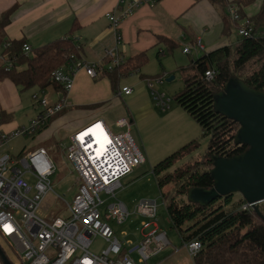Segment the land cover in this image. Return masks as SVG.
I'll list each match as a JSON object with an SVG mask.
<instances>
[{"label": "built area", "instance_id": "2783aa9c", "mask_svg": "<svg viewBox=\"0 0 264 264\" xmlns=\"http://www.w3.org/2000/svg\"><path fill=\"white\" fill-rule=\"evenodd\" d=\"M159 1H119L115 11L106 14L115 44L119 45L122 39V20L130 17L140 6L148 4L152 7ZM226 16L231 22L238 23L235 32L239 38L252 37L253 28L247 21L241 20L237 5L230 4ZM242 21L243 24H240ZM195 45L202 49L200 41ZM23 52L28 54L30 47L24 45ZM182 53L190 54V48H183ZM104 61L108 63L103 66ZM124 61L117 47L106 50L101 63L70 55L66 65L53 71L50 76V82L61 89L58 100L51 102L45 89H37L31 95V100L39 108L36 118L30 119L27 126L15 128L10 133L0 130V151L14 137L33 136L52 117L70 107L67 96L77 73L83 72L95 80L103 70L112 71ZM211 76V72L205 73L207 79ZM162 78L165 75L154 81L146 80V84L155 106L161 112H166L170 108L169 99L153 90V85H161ZM131 93V88L123 87L117 91V96H129ZM133 126L130 120L120 119L114 123V127L123 131L113 133L104 121L94 120L71 132L63 151L77 174L76 193L67 205V217H56L50 222L36 216L44 197L51 190L49 178L55 172L46 150L40 147L14 157L0 152V236L22 256L20 264H142L168 244L166 234L156 226V201L142 200L133 207V214L142 220L140 242L119 241L109 225L110 222L121 225L129 218L128 210L116 199V193L123 189L121 180L144 163L131 137ZM101 196H106V199L101 200ZM241 209L250 207L244 203ZM6 228L9 230L6 231ZM95 238L106 243L99 255L89 250ZM184 247L190 257L201 249L197 241L186 243ZM133 255L137 256L136 262L132 260Z\"/></svg>", "mask_w": 264, "mask_h": 264}, {"label": "trees", "instance_id": "16d2710c", "mask_svg": "<svg viewBox=\"0 0 264 264\" xmlns=\"http://www.w3.org/2000/svg\"><path fill=\"white\" fill-rule=\"evenodd\" d=\"M191 1L197 3L201 0ZM207 1L220 12L222 37L228 38L238 27V23L231 22L226 16L230 4L237 5L241 20L253 28L252 37L238 38L234 44L204 53L191 60L188 66L177 68L183 87L173 95V100L198 125L202 138L208 140L207 146L200 159L175 168L179 161L199 147L197 139L191 140L153 165L150 171L156 179L171 228L183 245L191 241L200 243L201 249L192 256L194 264H264V202L256 214L251 209L242 210L245 202L243 199L234 201L233 196L220 198L203 208L186 201L189 188H212L208 174L212 168L211 156L230 158L247 148L233 144L239 125L214 113L212 95L222 92L231 77L264 93V0L252 15L246 14V10L254 0ZM8 17L7 13L0 20V80H9L21 91L53 87L56 92H61L58 85L50 82L51 73L64 67L70 55L79 58V46L66 36L25 54L23 40L4 39L3 28L8 24ZM77 28L78 25L73 23L71 31ZM6 44L8 46L4 47ZM157 45H162L168 52L177 46L164 37L157 39ZM146 60V52H140L125 59L112 71L103 70L99 78H106L116 92L119 80L139 72ZM106 63L104 61L101 65ZM206 72L212 73L210 79L205 77ZM64 112L52 117L37 133L47 129ZM10 119V114L0 112V124L8 123Z\"/></svg>", "mask_w": 264, "mask_h": 264}, {"label": "crops", "instance_id": "0c3cea01", "mask_svg": "<svg viewBox=\"0 0 264 264\" xmlns=\"http://www.w3.org/2000/svg\"><path fill=\"white\" fill-rule=\"evenodd\" d=\"M119 1L121 0H0V20L3 15L7 13L9 15L8 24L3 28V36L6 41L23 40L30 50L69 36L79 46L80 59L98 63L102 62L106 50L115 47L123 59L155 49H158L156 52L158 56L161 52L159 48H163L162 45H157L159 37H164L174 43L186 40L194 45L200 41L202 49L197 50L203 51L202 54L234 44L230 43L229 37H222L220 12L209 1L201 0L193 3L191 0H160L152 7L148 4L140 6L130 17L121 21L122 39L119 45H116L106 14L115 11ZM254 3L253 5H257L256 12L261 0H255ZM73 23H76L78 28L71 31ZM181 54H183L182 51ZM158 63L160 64L159 61ZM163 75L166 76V74ZM45 90L51 102L60 97V92H56L53 87ZM67 101L70 107L64 109V115L52 122L47 129L38 133L39 135L46 131H59L61 128H67L71 133L92 120L105 122V120L113 119L116 123L120 119H129L134 122L131 111L134 113L140 105L149 107L150 112L148 113L156 114L157 112L143 86H137L136 92L132 91L129 96H117V91L112 90L106 78L93 80L83 72L75 75ZM25 110L26 106L20 88L7 79H1L0 112L10 114L11 119L8 123L0 124V130L10 133L15 128L27 126L30 118L26 123L17 121ZM157 110L162 114L158 117L164 124L168 123L170 126L160 133L155 130L153 134H149L150 128L142 135L136 131L138 138L140 136V143L134 142L142 154L144 163L146 154L151 149L148 143L152 140L151 137H167V132H169L173 138L168 144L176 149L200 135L198 125L179 106L169 108L171 110L169 114H165L167 111L161 112L158 108ZM72 116L75 118L73 120L70 118L71 121H68V117ZM76 117L79 118L78 121L75 120ZM40 147L37 146L34 149ZM127 177L121 180L122 187V182ZM167 240L168 244L158 254L142 264H194L178 235L176 240L173 238V243L168 238ZM178 243L179 245L176 246ZM168 246L171 249L166 252ZM0 264H2L1 261ZM136 264L139 263L136 262Z\"/></svg>", "mask_w": 264, "mask_h": 264}, {"label": "rangeland", "instance_id": "374dc122", "mask_svg": "<svg viewBox=\"0 0 264 264\" xmlns=\"http://www.w3.org/2000/svg\"><path fill=\"white\" fill-rule=\"evenodd\" d=\"M256 6L257 5H251L246 10V14H254ZM240 24H243V21ZM238 38L239 37L237 36L236 32L232 30L228 39L230 43H235ZM176 45L177 46L172 50V52H168L163 46V48L160 47V56H156V52H158V49L149 51L148 53H146L147 60L139 69V72L122 78L118 82L119 89L123 86H127L134 92H136L137 86H143L148 97L150 98L151 103L153 104L154 109H156L157 111V116H155L156 114H151L152 112L148 113V111L150 112V109L149 107L144 105H140L136 109V111H134V113L133 111H131L134 121V131L131 133V137L135 142L138 141L140 143V136L138 138L136 131L138 132V134L140 133V135H142L145 131L148 130V128H150L149 134H153L155 130L157 133H160L164 128H169L170 126L168 123L164 124V122L158 117V115L162 116V114H160V112H158L157 108L155 107V101L151 96V91L146 84V80L154 81L157 78L162 77L163 74L167 75V77L162 78L161 85H153V90L160 94L163 93L166 99H169L170 109H173V107L177 106L173 100V95L183 87V82L180 74L177 71V68L188 66L191 60H195L203 53V51L197 50L198 48L196 47V45H194V43L190 44L186 40H180L179 42H176ZM184 47L190 48V55L185 56L181 54L182 48ZM158 61L160 62V64L158 63ZM169 77H173V80H171L170 82H166V79ZM36 91V87L21 91L26 110L18 117V122L26 123L29 118H36L39 108L33 103L30 98V96ZM170 111L171 110H167L165 114H169ZM70 118H72L73 120L75 117H68L67 120L71 121ZM75 120L78 121L79 118L76 117ZM105 122L111 128L113 133H121L123 131L122 129L114 127L115 122L113 121V119L105 120ZM87 124H84L82 126H85ZM200 132L199 137L196 138L199 143V147L190 156L179 161L175 165V168L183 165L186 162H195L204 154L208 140L207 138H202ZM70 134L71 133H69L67 128H61L59 131L43 132L42 135L35 133L33 136L14 137L10 141H8V143L0 151L2 154L6 153L11 157H14L21 152L27 153L37 146H41L46 150L50 159L52 160L55 172L49 178L51 190L48 191L47 195L44 197L40 209L36 212V216L41 219H45L48 222L56 217H67V205L71 203L73 196L76 193V184L78 182L77 174L66 160L63 151V147L68 144V136ZM169 134L170 133L167 132V137L163 138L158 136L151 137L152 140L148 142L151 149H149L148 154H146L145 163L136 167L134 169V173L123 180V189L119 190L116 193V199L126 206L130 214L126 222L121 225H117L111 222L109 223L115 237L119 241H128L135 243L141 239L142 220L141 218L133 214V207L137 202L142 200L156 201L157 214L155 221L158 230L160 232H164L171 243H173V238L174 240H176L178 234L171 228L165 206L161 200L160 192L157 188L156 179L150 171V168L153 165L162 161L164 158L168 157L180 148L176 147V149H173V147L168 144L173 138ZM41 137L42 139H40ZM60 142L62 146H60ZM127 181H129V184H126ZM105 197L106 196H101V200L106 199ZM237 199L239 200L242 198L239 194L233 195V200L236 201ZM112 201L113 200L106 201L105 204H108ZM178 245L179 243L176 246ZM105 247L106 243L103 240H101L100 238H95L92 240L89 250L92 254L99 255L101 251L105 249ZM0 248L9 259L11 264H20L22 256H19V254L13 249V247L1 236ZM166 248V252H169L171 249V247L169 246ZM136 259L137 256L133 255L132 260L136 262Z\"/></svg>", "mask_w": 264, "mask_h": 264}, {"label": "water", "instance_id": "95a60500", "mask_svg": "<svg viewBox=\"0 0 264 264\" xmlns=\"http://www.w3.org/2000/svg\"><path fill=\"white\" fill-rule=\"evenodd\" d=\"M171 80L173 77L166 82ZM212 107L214 113L239 125L233 144L247 148L230 158L211 156L208 174L212 188H189L186 201L203 208L220 198L239 194L259 214V206L264 202V93L231 77L222 92L212 95ZM0 260L2 264H11L1 248Z\"/></svg>", "mask_w": 264, "mask_h": 264}, {"label": "snow or ice", "instance_id": "6c2138e0", "mask_svg": "<svg viewBox=\"0 0 264 264\" xmlns=\"http://www.w3.org/2000/svg\"><path fill=\"white\" fill-rule=\"evenodd\" d=\"M96 127L99 128V125H97ZM85 135H87V133H85ZM5 230L8 231L9 229L6 228Z\"/></svg>", "mask_w": 264, "mask_h": 264}, {"label": "bare ground", "instance_id": "6f19581e", "mask_svg": "<svg viewBox=\"0 0 264 264\" xmlns=\"http://www.w3.org/2000/svg\"><path fill=\"white\" fill-rule=\"evenodd\" d=\"M93 132V131H92Z\"/></svg>", "mask_w": 264, "mask_h": 264}]
</instances>
